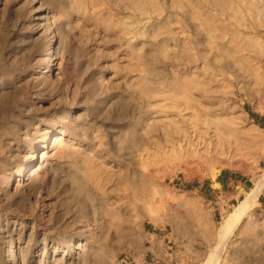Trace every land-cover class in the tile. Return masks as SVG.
<instances>
[{
    "label": "rangeland",
    "instance_id": "1",
    "mask_svg": "<svg viewBox=\"0 0 264 264\" xmlns=\"http://www.w3.org/2000/svg\"><path fill=\"white\" fill-rule=\"evenodd\" d=\"M263 155L264 0H0V264H264Z\"/></svg>",
    "mask_w": 264,
    "mask_h": 264
},
{
    "label": "bare ground",
    "instance_id": "2",
    "mask_svg": "<svg viewBox=\"0 0 264 264\" xmlns=\"http://www.w3.org/2000/svg\"><path fill=\"white\" fill-rule=\"evenodd\" d=\"M148 22L149 20L148 19H144L143 22L140 24V26L136 27L134 26V32L135 31H140V29H142L143 27H145L146 25H148ZM133 28V27H132ZM143 30V29H142ZM132 31V29H131ZM142 32V31H141ZM136 33V32H135ZM53 59V58H52ZM55 60V59H54ZM51 61V60H50ZM57 61V60H56ZM54 61H51L50 64H49V72H56L55 71V64L53 63ZM56 63V62H55ZM57 69V68H56ZM58 70V69H57ZM48 71V70H47ZM64 133H62V135L58 138H56L52 143H49V142H45L44 146L41 148L42 150H40L42 153L40 155V152H35L33 153V155L31 156L32 157V160H40V165H38V167H41L43 163H45L48 159H47V156L49 155L50 152H52V150L58 145V143L61 141V143H64L67 138H64ZM66 136V135H65ZM47 137V136H46ZM69 139V138H68ZM47 141V140H46ZM68 141V140H67ZM70 141V140H69ZM67 143V142H66ZM65 143V144H66ZM70 143V142H69ZM60 144V143H59ZM68 144V143H67ZM70 146V144H68ZM68 145H65V146H68ZM62 146V145H61ZM57 149V148H55ZM54 149V150H55ZM54 153V152H53ZM53 153L51 154V157L53 156ZM264 156V155H263ZM50 159V158H49ZM48 162V161H47ZM52 162V161H51ZM48 164V163H47ZM144 165V163H140V176L145 180L147 181V183L150 181L148 179V176L146 175L147 172H145V169L144 167L142 168V166ZM145 169V170H144ZM45 170V169H44ZM43 170V171H44ZM42 171V172H43ZM40 172V171H39ZM38 169H35L33 171L32 174L30 175H37L38 173ZM31 173V172H30ZM40 175V174H39ZM31 177V176H30ZM34 177V176H32ZM140 177V178H141ZM40 178V177H39ZM38 178V179H39ZM141 180V179H140ZM142 182V181H141ZM143 183V182H142ZM146 183V182H145ZM146 183V184H147ZM152 183V182H150ZM19 185V184H18ZM149 185V184H148ZM264 188V181L262 182H258L257 186L251 190V192L248 193V195L246 196V198L240 203V205L236 208V210L229 216V218L225 221L224 224L221 225V235L219 234V236H221L224 240L227 239V237L229 236L230 237V233H232V230L233 228H235V226L237 225V223L246 216L247 212L249 210H251L252 208L255 207V205H257V201L260 197V195L262 194V190ZM230 234V235H229ZM220 237V238H221ZM222 240V239H221ZM227 241V240H226ZM223 242V241H222ZM226 243V242H225ZM224 243V244H225ZM78 244V243H77ZM83 245V244H82ZM222 246V244L220 245ZM224 247V245H223ZM78 248V247H77ZM217 249H221V248H217ZM216 251V250H215ZM218 251V250H217ZM215 253V252H214ZM221 253V252H220ZM214 255V254H213ZM213 255H212V258H213ZM216 255V254H215ZM215 257V256H214ZM212 261V259H211ZM214 263V262H213Z\"/></svg>",
    "mask_w": 264,
    "mask_h": 264
},
{
    "label": "crops",
    "instance_id": "3",
    "mask_svg": "<svg viewBox=\"0 0 264 264\" xmlns=\"http://www.w3.org/2000/svg\"><path fill=\"white\" fill-rule=\"evenodd\" d=\"M223 182H220V185H222ZM156 255V254H155ZM148 259H146L147 262ZM154 264H180L178 259L173 258L171 254L161 253L159 254V257L156 256V260H153Z\"/></svg>",
    "mask_w": 264,
    "mask_h": 264
}]
</instances>
